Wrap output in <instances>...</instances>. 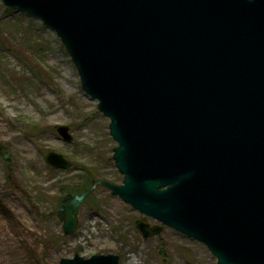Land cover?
Wrapping results in <instances>:
<instances>
[{"label":"water","instance_id":"1","mask_svg":"<svg viewBox=\"0 0 264 264\" xmlns=\"http://www.w3.org/2000/svg\"><path fill=\"white\" fill-rule=\"evenodd\" d=\"M0 1L58 37L117 144L122 185L97 181L66 197L57 211L65 235L103 187L161 225L136 221L144 239L167 227L217 264H264V0ZM45 161L71 167L52 152Z\"/></svg>","mask_w":264,"mask_h":264},{"label":"rangeland","instance_id":"2","mask_svg":"<svg viewBox=\"0 0 264 264\" xmlns=\"http://www.w3.org/2000/svg\"><path fill=\"white\" fill-rule=\"evenodd\" d=\"M108 126L57 36L0 1V228L8 233L0 235V264H60L80 248L82 257L111 254L119 264H217L203 244L170 228L144 239L135 222H157L102 187L80 207L74 234L64 235L62 187L80 186L87 169L94 181L122 184ZM56 127H67L72 141ZM50 152L71 167H50Z\"/></svg>","mask_w":264,"mask_h":264},{"label":"trees","instance_id":"3","mask_svg":"<svg viewBox=\"0 0 264 264\" xmlns=\"http://www.w3.org/2000/svg\"><path fill=\"white\" fill-rule=\"evenodd\" d=\"M93 172L90 169L86 170V176H83L82 178V183L79 186H67V187H62V191L61 194L63 195H72L71 193H73L74 195H82L83 193H85L87 190H89L95 183L94 181V177H93ZM89 199V198H88ZM61 204V199H58V204Z\"/></svg>","mask_w":264,"mask_h":264},{"label":"bare ground","instance_id":"4","mask_svg":"<svg viewBox=\"0 0 264 264\" xmlns=\"http://www.w3.org/2000/svg\"><path fill=\"white\" fill-rule=\"evenodd\" d=\"M22 161H23V159H22ZM27 161H28V162H31V163L33 162V160H30V159H28ZM0 235H8V233H7L6 230L0 228ZM9 258H10V257H9Z\"/></svg>","mask_w":264,"mask_h":264},{"label":"flooded vegetation","instance_id":"5","mask_svg":"<svg viewBox=\"0 0 264 264\" xmlns=\"http://www.w3.org/2000/svg\"><path fill=\"white\" fill-rule=\"evenodd\" d=\"M80 250H81V248H80L79 251H77L74 255H79L78 253H80ZM74 255H73V256H74ZM79 256L82 257L81 255H79ZM90 257H91V256H90ZM90 257H86V258H85V257H82V258H84V259H88V258H90Z\"/></svg>","mask_w":264,"mask_h":264}]
</instances>
